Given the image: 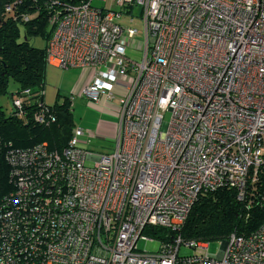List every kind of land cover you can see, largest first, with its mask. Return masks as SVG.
<instances>
[{"label":"built area","instance_id":"2783aa9c","mask_svg":"<svg viewBox=\"0 0 264 264\" xmlns=\"http://www.w3.org/2000/svg\"><path fill=\"white\" fill-rule=\"evenodd\" d=\"M94 1L56 8L46 62L93 71L71 105L77 95L115 115L116 147L94 154L81 147L94 133L74 127L61 151L8 149L14 190L0 201V264H264V221L216 254L210 242L144 232H178L201 194L234 188L243 199L264 172V0H111L118 11ZM135 19L140 61L127 55ZM31 94L13 96L12 114L48 124L44 100L26 115Z\"/></svg>","mask_w":264,"mask_h":264},{"label":"trees","instance_id":"16d2710c","mask_svg":"<svg viewBox=\"0 0 264 264\" xmlns=\"http://www.w3.org/2000/svg\"><path fill=\"white\" fill-rule=\"evenodd\" d=\"M80 0H0V95L7 93L10 80L18 84L19 94L30 88L24 104L27 116L35 110L38 99L44 100L47 74L45 47H35L32 40L42 35L47 44L51 35L50 18L65 3ZM70 96L62 104L49 106L48 124L31 119L7 116L0 104V201L14 186L9 182L8 149H28L46 143L51 150L67 147L74 129ZM264 221V172L248 181L245 197L234 188H219L201 194L184 226L178 231L163 227H145L144 232L162 241L180 235L184 240L225 241L232 233L249 235Z\"/></svg>","mask_w":264,"mask_h":264},{"label":"rangeland","instance_id":"374dc122","mask_svg":"<svg viewBox=\"0 0 264 264\" xmlns=\"http://www.w3.org/2000/svg\"><path fill=\"white\" fill-rule=\"evenodd\" d=\"M95 7H107L108 9L118 11V5L108 0L107 2L101 0H95L93 2ZM133 27L139 30V34L134 40L131 41L129 47L127 48L128 57L140 61L143 57V51L139 50V45L141 42L144 44V30L143 24L138 19H135L131 24ZM32 43L35 47H45L46 42L42 35L37 36L32 40ZM80 70L75 69H61L53 65L47 66V74L44 88V103L49 106H54L57 104H62L65 100V96H68L73 87L74 83L77 82L76 74ZM18 91V84L12 79L9 82L7 93L0 95V104L2 105L4 112L7 116H10L12 113V101L10 94L16 93ZM76 93V92H75ZM18 94L14 95L17 96ZM75 100L73 101V120L75 127H82L91 130L94 134L88 138V142L81 145L82 148L87 149L88 151L94 154H109L111 153L115 145V137L111 133H103L98 131V126H100V121H106L110 125L117 124V117L109 113L103 112L100 110L94 102L92 105L88 104L89 100L87 98H81L77 95L74 96ZM118 99L109 105V109H114L117 111ZM26 120V117H22ZM166 120H169L170 114H166ZM104 130V128H102ZM94 161H87V165H92ZM224 241L213 240L209 243L208 253L216 254L219 252ZM138 247L142 251L156 252L160 247V243L157 241H139ZM193 249L183 247L181 253H193Z\"/></svg>","mask_w":264,"mask_h":264},{"label":"crops","instance_id":"0c3cea01","mask_svg":"<svg viewBox=\"0 0 264 264\" xmlns=\"http://www.w3.org/2000/svg\"><path fill=\"white\" fill-rule=\"evenodd\" d=\"M56 67V66H55ZM75 70H80L77 74H76V77L78 78L77 79V82L74 83L73 87H71V91H73L74 93H82V90L88 86L93 78V71H90V70H83V69H80V68H73ZM72 94V93H70ZM69 94V95H70ZM82 98V97H81ZM103 112H106V113H109L111 115H113L112 113L108 112L107 111H103ZM98 131L99 132H103V133H111L114 137H115V134H116V124L115 125H110L108 122L106 121H100V126H98ZM102 128H104V130H102ZM82 144L85 143V138H82Z\"/></svg>","mask_w":264,"mask_h":264},{"label":"water","instance_id":"95a60500","mask_svg":"<svg viewBox=\"0 0 264 264\" xmlns=\"http://www.w3.org/2000/svg\"><path fill=\"white\" fill-rule=\"evenodd\" d=\"M10 98H11V101H12V96H10ZM12 113H14V107H13V103H12Z\"/></svg>","mask_w":264,"mask_h":264}]
</instances>
